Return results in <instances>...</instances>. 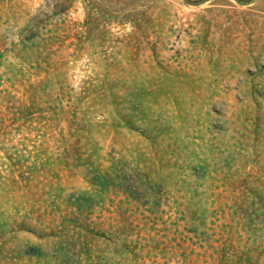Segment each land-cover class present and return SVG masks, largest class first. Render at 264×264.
<instances>
[{
  "label": "rangeland",
  "instance_id": "obj_1",
  "mask_svg": "<svg viewBox=\"0 0 264 264\" xmlns=\"http://www.w3.org/2000/svg\"><path fill=\"white\" fill-rule=\"evenodd\" d=\"M0 264H264V0H0Z\"/></svg>",
  "mask_w": 264,
  "mask_h": 264
}]
</instances>
